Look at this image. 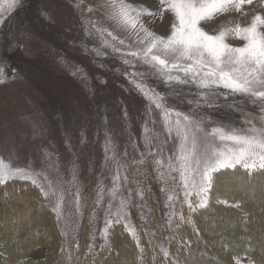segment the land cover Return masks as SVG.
<instances>
[{
  "label": "rangeland",
  "instance_id": "1",
  "mask_svg": "<svg viewBox=\"0 0 264 264\" xmlns=\"http://www.w3.org/2000/svg\"><path fill=\"white\" fill-rule=\"evenodd\" d=\"M108 3L16 0L10 7V0H0V159L41 173L34 185L54 214L68 264L78 260L83 233L85 253H94L106 243L115 224L137 241L143 232L164 254L162 249L168 250L182 209L189 208V201L193 207L200 202L195 192L184 195L178 173H172L175 182L158 179L155 160L167 164L170 157L174 159L179 139L175 131L166 130L162 109L137 84L159 93L168 108L202 120L205 131L199 133L201 137L218 126L227 131L264 126V101L253 103L254 98L231 93L225 98L223 88L205 98L196 95L200 90L191 83L166 85L142 60L125 55L143 48L139 38L144 33L139 26L133 32L109 18ZM126 3L157 13L161 9L159 0ZM256 14L264 16L261 0L242 5L239 12L230 7L199 26L216 34L221 28L249 25ZM173 22L168 11L162 16L140 17L148 30L164 37ZM105 40L109 46H104ZM226 42L244 43L232 37ZM171 119H176L174 113ZM214 144L229 146L218 139ZM198 150L203 148L198 146ZM160 171L167 173L168 169ZM116 176L119 179L114 181ZM113 188L115 196L110 192ZM169 195L174 199L169 200ZM20 218L39 220L29 210ZM11 221L0 223L10 225ZM227 226L223 223L222 228ZM44 251L37 247L30 254L38 258ZM236 257L242 264L252 261L245 253Z\"/></svg>",
  "mask_w": 264,
  "mask_h": 264
},
{
  "label": "snow or ice",
  "instance_id": "2",
  "mask_svg": "<svg viewBox=\"0 0 264 264\" xmlns=\"http://www.w3.org/2000/svg\"><path fill=\"white\" fill-rule=\"evenodd\" d=\"M159 2L161 9L157 13L142 6L128 4L126 0H109V18L133 32L139 26V30L144 33V36L139 38L143 48L125 55L142 60L166 85L191 83L200 90L196 95L205 98L214 96L215 89L223 88L227 90L225 98L231 93L254 98L253 103L256 100L264 101V16L256 14L249 25L236 24L221 28L216 34H209L199 26L201 22L212 20L218 14L228 11L230 7L239 12L242 5L251 4L253 0H159ZM261 2L264 4V0ZM15 4L16 0H10V7H14ZM165 11L171 12L174 16L171 32L167 37L156 35L140 23L141 16H162ZM107 34L113 40L116 39L111 32ZM228 37L242 40L244 43L241 46L230 45L226 42ZM120 43L123 44L124 41L120 40ZM103 44L109 46L106 40ZM113 50L120 51L118 48ZM137 87L144 91L145 96L150 97L157 109H162L166 130L169 133L175 131L179 139L174 159L170 157L167 164L161 159L155 160L158 179L167 178L168 181L175 182L177 178L172 173H178L179 185L183 188L184 195L187 197L195 192L201 198L195 207L191 201L188 202L189 208L193 211L207 206V193L213 186L214 173L237 166L242 167L248 175L264 171V126L253 125L246 131L236 128L227 131L223 126H218L214 127L210 134L201 137L199 133L205 131L202 120L197 119L195 115L168 108L162 103L164 98L151 89L145 91V85L137 84ZM206 103L209 107L213 106L207 99ZM173 113L176 116L174 121L171 119ZM215 139L221 144L228 142L229 146L223 148L220 144H214ZM151 144L150 139L148 145ZM198 146L203 150H198ZM162 167L167 168L168 172L160 171ZM39 175L41 173L31 168L12 166L0 159V185L17 178L31 180L36 184ZM45 179L47 180V177ZM118 179L119 176H116L114 181ZM51 187L49 184V188ZM165 190L167 189H162ZM41 191L44 192V189L41 188ZM110 192L115 196L116 189L113 188ZM44 194L48 195L47 192ZM168 199L172 200L174 196L169 195ZM125 206L122 200L121 209L123 210ZM232 206L241 207L240 204ZM130 231L135 234L134 229ZM183 247L182 242L181 248ZM188 247H191L190 243ZM162 251L167 258L169 252L163 249ZM233 260L234 264H242L239 257H234ZM249 264H252V261H249Z\"/></svg>",
  "mask_w": 264,
  "mask_h": 264
},
{
  "label": "trees",
  "instance_id": "3",
  "mask_svg": "<svg viewBox=\"0 0 264 264\" xmlns=\"http://www.w3.org/2000/svg\"><path fill=\"white\" fill-rule=\"evenodd\" d=\"M213 176L207 206L182 209L167 258L143 232L137 241L115 224L106 243L94 253H85L83 233L76 264H234L233 258L241 253L253 264H264V171L248 175L237 166ZM24 210L37 214L39 220L24 222L20 218ZM4 220L12 221L0 223V264H68L54 214L34 184L17 178L0 185V222ZM223 223L228 226L222 228ZM37 247L45 251L35 258L30 252Z\"/></svg>",
  "mask_w": 264,
  "mask_h": 264
}]
</instances>
